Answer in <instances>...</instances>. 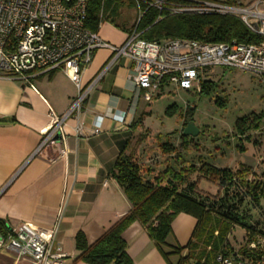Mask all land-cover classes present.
<instances>
[{
	"label": "crops",
	"instance_id": "obj_1",
	"mask_svg": "<svg viewBox=\"0 0 264 264\" xmlns=\"http://www.w3.org/2000/svg\"><path fill=\"white\" fill-rule=\"evenodd\" d=\"M134 22L117 26L103 22L98 35L104 42L120 46L129 34L122 28L130 30ZM112 57L106 48L94 52L81 73V84L87 85L103 73L100 80L80 112L64 119L57 132L60 137L40 151L56 124L50 114L63 117L68 112L77 94L75 85L60 70L31 73L26 79L0 77V219L8 228L0 236L6 238L21 225L44 233L56 229L52 251L65 254V264H72L76 257L78 232L90 245L130 209L112 176L115 160L123 152L147 163L146 154L138 151L147 139L144 144L132 140V135L146 130L144 122L143 129L133 124L141 114H151L154 100L178 92L167 89L149 105L132 82V63L124 57L112 62ZM184 125L180 121L181 132ZM95 128H99L97 133H93ZM59 150L64 153L60 155ZM147 167L150 177L167 168L156 161ZM196 224L194 217L184 213L172 220L167 244L183 249L168 256L171 264L177 262L175 256L186 255ZM122 237L133 264H169L138 222ZM0 264L32 263L0 251Z\"/></svg>",
	"mask_w": 264,
	"mask_h": 264
},
{
	"label": "built area",
	"instance_id": "obj_2",
	"mask_svg": "<svg viewBox=\"0 0 264 264\" xmlns=\"http://www.w3.org/2000/svg\"><path fill=\"white\" fill-rule=\"evenodd\" d=\"M167 1L150 0L148 4L162 9ZM230 1L178 0L169 11L238 18L251 33L260 37L257 43H207L189 39L147 41L139 38L133 29L122 45L113 46L104 42L98 31L86 27V0H0V77L26 79L31 73L60 70L77 89L63 117L50 114L56 124L38 151L53 140L66 117L80 112L97 85L103 73L87 85L81 84V73L94 52L102 48L111 51L112 62L124 57L132 63L131 79L135 88L141 90L145 102L170 88L199 92L202 71L215 67L250 72L264 87V0H247L245 5ZM98 131L99 128H95L93 133ZM62 153L64 151L59 150V154ZM55 231L37 232L28 225H21L6 238L0 236V251L32 264H65L66 255L52 251ZM243 238L236 245L222 248L209 263L203 259L200 264H250L238 252ZM258 246L264 252V239L248 244L251 251Z\"/></svg>",
	"mask_w": 264,
	"mask_h": 264
},
{
	"label": "trees",
	"instance_id": "obj_3",
	"mask_svg": "<svg viewBox=\"0 0 264 264\" xmlns=\"http://www.w3.org/2000/svg\"><path fill=\"white\" fill-rule=\"evenodd\" d=\"M86 1L85 25L89 30L98 31L103 22L117 26L115 18L125 0ZM149 1L126 0L128 7L137 9L139 16L130 30L123 27V31L130 34L135 29L139 38L157 42L189 39L207 43L236 41L249 44L260 40L238 18L215 14H172L169 8L178 0L167 1L162 9L149 6ZM235 2L238 1H230ZM205 71H202V76ZM214 87L212 81L202 79L200 91L195 93L208 96ZM151 101L147 103L150 105ZM216 104L221 103L217 100ZM174 106L172 104L167 107L165 115L171 116ZM186 109L185 114L187 112L190 118L184 122L185 125L192 120L194 111V108L188 106ZM145 115H150V112L141 114L133 127L141 126ZM258 123L256 118L237 119L234 130L240 139L245 137L248 140V133L258 129ZM180 138L181 144H185L188 137L181 134ZM159 148L163 153L173 151L168 142L160 144ZM239 150H242V146ZM192 167L185 169L182 166L177 170L166 168L150 177L152 172L148 167L120 152L115 160L112 176L120 186L130 209L90 245L84 234L78 232L74 238L77 254L72 264H133L122 234L134 222L145 228L163 258L171 264L168 256L179 254L183 249L170 247L166 241L171 233V222L180 213L194 217L197 224L192 239L185 247L186 255L179 257L175 264H200L203 259L205 263H209L217 252L231 244L228 235L233 226L244 231L243 245L238 248L241 257L250 264L264 261V252L259 246L253 251L248 248L249 243L264 239V175L255 177L249 167L231 170L201 162L197 168V177L190 180L188 173L196 172ZM200 179L214 184L215 191L203 193L198 184ZM7 229L6 222L0 219V232L4 233ZM215 232L217 235H214ZM208 247L210 250L206 253Z\"/></svg>",
	"mask_w": 264,
	"mask_h": 264
},
{
	"label": "rangeland",
	"instance_id": "obj_4",
	"mask_svg": "<svg viewBox=\"0 0 264 264\" xmlns=\"http://www.w3.org/2000/svg\"><path fill=\"white\" fill-rule=\"evenodd\" d=\"M239 2L245 5L247 0ZM137 16V9L128 7L125 0L119 8L115 23L129 25ZM203 79L215 85L208 96L178 91L154 100L151 110L148 107L151 114L145 115L143 120L146 130L141 126L143 130L132 135V140L143 141V144L147 139L145 145L138 147V151L146 154L144 158L147 163L142 165L147 167L156 161L176 170L182 166L185 169L193 166L196 172L188 173L190 180L197 177V168L201 162L216 167H229L231 170L249 167L255 177L264 175V87L252 73L234 68L208 69L203 73ZM217 100L221 104H216ZM172 104H175L172 109L174 112L171 116L165 115L166 108ZM186 106L194 108L192 120L188 122H192L199 132L196 137H188L190 140H187V144H181L180 121L184 123L190 118L187 112L185 114ZM246 118L259 121L258 129L248 133V140L245 137L240 139L234 130L235 121ZM165 142L173 148L170 153H163L159 148ZM240 146L242 150H239ZM198 182L203 193L215 191L214 184L208 180L200 179ZM230 229L229 242L236 245L244 237V231L238 226ZM173 260L177 261L178 257L175 256Z\"/></svg>",
	"mask_w": 264,
	"mask_h": 264
},
{
	"label": "water",
	"instance_id": "obj_5",
	"mask_svg": "<svg viewBox=\"0 0 264 264\" xmlns=\"http://www.w3.org/2000/svg\"><path fill=\"white\" fill-rule=\"evenodd\" d=\"M198 128L192 122H188L186 126L183 128L181 134L184 137H196L198 135ZM60 137L59 133H56L54 139H58Z\"/></svg>",
	"mask_w": 264,
	"mask_h": 264
}]
</instances>
